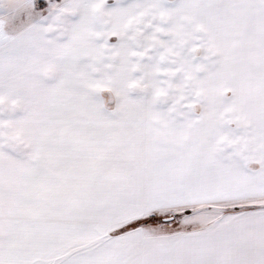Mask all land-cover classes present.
<instances>
[{"label": "snow or ice", "instance_id": "obj_1", "mask_svg": "<svg viewBox=\"0 0 264 264\" xmlns=\"http://www.w3.org/2000/svg\"><path fill=\"white\" fill-rule=\"evenodd\" d=\"M0 264H264V0H0Z\"/></svg>", "mask_w": 264, "mask_h": 264}]
</instances>
